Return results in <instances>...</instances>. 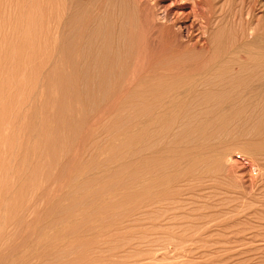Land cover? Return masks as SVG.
Instances as JSON below:
<instances>
[{
  "label": "rangeland",
  "instance_id": "1",
  "mask_svg": "<svg viewBox=\"0 0 264 264\" xmlns=\"http://www.w3.org/2000/svg\"><path fill=\"white\" fill-rule=\"evenodd\" d=\"M201 1L0 0V264H264V0Z\"/></svg>",
  "mask_w": 264,
  "mask_h": 264
},
{
  "label": "bare ground",
  "instance_id": "2",
  "mask_svg": "<svg viewBox=\"0 0 264 264\" xmlns=\"http://www.w3.org/2000/svg\"><path fill=\"white\" fill-rule=\"evenodd\" d=\"M153 2H154V0H153ZM159 2H161V3L156 4L157 5L156 7L159 8V11H161V16H162V17H160L162 20L161 21L162 22V25H161L162 32L160 33V36H161L160 39L162 41H164L165 44L170 43L172 41L174 42V40H176V39H178V40L181 39V37H182L181 35H183V33H184L186 38H187V39L185 38L187 43L192 44L193 47H198L200 49H206L207 38L205 39V37H207V26L209 25V20H210L211 16L204 17V15L202 14V7H201L202 1L201 0H168V1L156 0V3H159ZM165 3H167V5ZM208 14H212V12L208 11ZM158 18H159V16H158ZM134 19H136V18H134ZM148 19H150V18H148ZM213 24H215V23H213ZM214 31L215 30H213V32ZM218 31H220V30H218ZM148 36H149V34H148ZM152 39H155V38H152ZM155 43H156V41H155ZM236 46L237 47H235V49L238 48V44ZM198 51H200V50H198Z\"/></svg>",
  "mask_w": 264,
  "mask_h": 264
}]
</instances>
